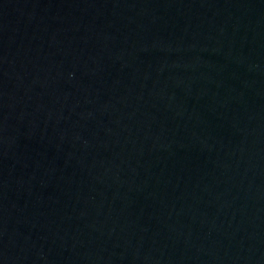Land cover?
Wrapping results in <instances>:
<instances>
[{"label": "water", "instance_id": "obj_1", "mask_svg": "<svg viewBox=\"0 0 264 264\" xmlns=\"http://www.w3.org/2000/svg\"><path fill=\"white\" fill-rule=\"evenodd\" d=\"M0 264H264V0H0Z\"/></svg>", "mask_w": 264, "mask_h": 264}]
</instances>
